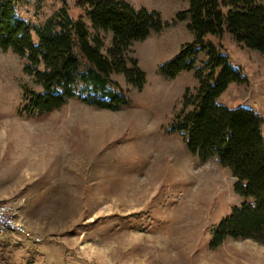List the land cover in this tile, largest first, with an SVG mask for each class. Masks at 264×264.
I'll use <instances>...</instances> for the list:
<instances>
[{
    "label": "rangeland",
    "instance_id": "rangeland-1",
    "mask_svg": "<svg viewBox=\"0 0 264 264\" xmlns=\"http://www.w3.org/2000/svg\"><path fill=\"white\" fill-rule=\"evenodd\" d=\"M126 1L157 11L167 26L131 43L146 84L138 90L114 76L130 99L119 110L70 100L26 114L23 87L39 89L22 72L25 60L0 50V202L14 205L27 232L0 235V264H264V244L250 239L209 248L211 227L240 202L235 179L166 130L176 101L195 84L191 72L158 73L191 40L187 19H177L187 3ZM60 2L79 14L76 0H45L36 17L22 15L39 24ZM220 46L245 81L218 101L264 111V53L226 35Z\"/></svg>",
    "mask_w": 264,
    "mask_h": 264
},
{
    "label": "trees",
    "instance_id": "trees-1",
    "mask_svg": "<svg viewBox=\"0 0 264 264\" xmlns=\"http://www.w3.org/2000/svg\"><path fill=\"white\" fill-rule=\"evenodd\" d=\"M182 1L187 9L177 19H187L191 40L158 73L174 79L191 72L195 84L176 101L166 130L181 138L189 154L201 161L215 158L235 179L240 202L211 227L209 248L227 239L264 244V111L218 101L231 84L245 81L220 40L226 35L263 54L264 0ZM44 4L0 0V50L23 58L22 72L39 89L23 87V112L52 113L70 100L111 111L128 106L130 99L114 76L135 89L144 87L146 75L129 48L167 26L160 14L126 0H76V17L63 2L39 24L23 17L30 11L36 17Z\"/></svg>",
    "mask_w": 264,
    "mask_h": 264
},
{
    "label": "built area",
    "instance_id": "built-area-1",
    "mask_svg": "<svg viewBox=\"0 0 264 264\" xmlns=\"http://www.w3.org/2000/svg\"><path fill=\"white\" fill-rule=\"evenodd\" d=\"M17 210L12 203L0 202V235L10 234L20 237L27 236L26 228L16 218ZM34 243H40L39 237L31 238Z\"/></svg>",
    "mask_w": 264,
    "mask_h": 264
},
{
    "label": "bare ground",
    "instance_id": "bare-ground-1",
    "mask_svg": "<svg viewBox=\"0 0 264 264\" xmlns=\"http://www.w3.org/2000/svg\"><path fill=\"white\" fill-rule=\"evenodd\" d=\"M197 170V169H196ZM195 170V171H196ZM200 171H201V169H200ZM205 172V171H204ZM209 173H207V175H208ZM195 175H197V174H195ZM206 175V174H205ZM217 178V177H216ZM206 179V178H205ZM201 181V180H200ZM200 181H198V182H200ZM205 187V186H204ZM199 188V187H198ZM217 188V187H216ZM193 189V188H192ZM208 189V188H207ZM204 191V190H203ZM199 194V193H198ZM209 194V193H208ZM206 196V195H205Z\"/></svg>",
    "mask_w": 264,
    "mask_h": 264
}]
</instances>
